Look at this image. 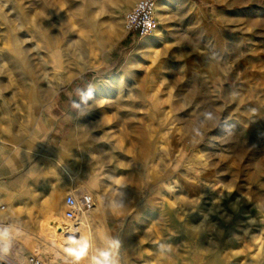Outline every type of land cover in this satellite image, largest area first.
<instances>
[{
  "label": "rangeland",
  "instance_id": "1",
  "mask_svg": "<svg viewBox=\"0 0 264 264\" xmlns=\"http://www.w3.org/2000/svg\"><path fill=\"white\" fill-rule=\"evenodd\" d=\"M139 1L0 0V125H71L72 193L100 207L62 245L65 218L0 221L1 252L264 264V0H161L143 38L125 23Z\"/></svg>",
  "mask_w": 264,
  "mask_h": 264
},
{
  "label": "crops",
  "instance_id": "2",
  "mask_svg": "<svg viewBox=\"0 0 264 264\" xmlns=\"http://www.w3.org/2000/svg\"><path fill=\"white\" fill-rule=\"evenodd\" d=\"M71 128V125H0L2 224L40 225L41 222L30 219L65 218V199L73 194L71 169L66 168L71 160V147L66 143L57 147V135L65 136ZM62 160L63 168L57 165ZM94 203L96 207L87 215L88 219L99 212L98 201L94 199Z\"/></svg>",
  "mask_w": 264,
  "mask_h": 264
},
{
  "label": "built area",
  "instance_id": "3",
  "mask_svg": "<svg viewBox=\"0 0 264 264\" xmlns=\"http://www.w3.org/2000/svg\"><path fill=\"white\" fill-rule=\"evenodd\" d=\"M157 0H140L126 15V30L139 38L152 34L157 26L155 17ZM64 216L73 227H78L82 216L93 210L95 203L90 193H84L77 197L75 194L67 195L65 199ZM0 264H20L14 258L0 251ZM26 264H47L35 255L27 259Z\"/></svg>",
  "mask_w": 264,
  "mask_h": 264
},
{
  "label": "bare ground",
  "instance_id": "4",
  "mask_svg": "<svg viewBox=\"0 0 264 264\" xmlns=\"http://www.w3.org/2000/svg\"><path fill=\"white\" fill-rule=\"evenodd\" d=\"M162 1L161 0H157L156 1V11H155V17H159V14H160V11H161V7H162ZM157 32V27L155 28V30L153 31V33H156ZM151 37L154 36V34L150 35ZM147 37V36H146ZM47 92V91H46ZM50 93H48L49 95ZM83 192H85L86 190L85 189H82ZM96 195V194H95ZM80 196V195H79ZM77 196V197H79ZM98 196V195H97ZM95 197V196H94ZM95 199V198H94ZM47 205V204H46ZM87 213H85L84 215H86ZM52 220V219H51ZM54 220V219H53ZM61 223V222H60ZM56 221H52V232L51 234L55 237L54 238V241L58 242L59 245H62L60 244V242L62 243L63 241L62 240H70V241H74L73 238H69V237H66V234H69V233H74V232H78L80 231V227H73V225H69V226H63L62 224H60ZM69 223V222H68ZM81 223H78L76 224L77 226H79ZM68 225V224H66ZM84 225V224H83ZM57 243V244H58ZM61 247V246H60ZM26 259L24 261H19L20 264H25L26 263Z\"/></svg>",
  "mask_w": 264,
  "mask_h": 264
},
{
  "label": "clouds",
  "instance_id": "5",
  "mask_svg": "<svg viewBox=\"0 0 264 264\" xmlns=\"http://www.w3.org/2000/svg\"><path fill=\"white\" fill-rule=\"evenodd\" d=\"M9 235L7 228H0V241H3L5 237ZM0 251L7 252L8 248L7 246L0 247Z\"/></svg>",
  "mask_w": 264,
  "mask_h": 264
},
{
  "label": "trees",
  "instance_id": "6",
  "mask_svg": "<svg viewBox=\"0 0 264 264\" xmlns=\"http://www.w3.org/2000/svg\"><path fill=\"white\" fill-rule=\"evenodd\" d=\"M133 38H134V36L133 35H130V37L126 41H124L122 43V46H128V45H130L132 43Z\"/></svg>",
  "mask_w": 264,
  "mask_h": 264
}]
</instances>
